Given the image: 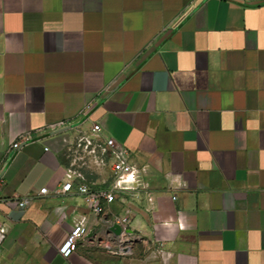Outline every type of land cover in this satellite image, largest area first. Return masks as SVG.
<instances>
[{"label":"crops","instance_id":"1","mask_svg":"<svg viewBox=\"0 0 264 264\" xmlns=\"http://www.w3.org/2000/svg\"><path fill=\"white\" fill-rule=\"evenodd\" d=\"M93 122L146 166L99 215L54 191ZM0 221V264H264V0H0Z\"/></svg>","mask_w":264,"mask_h":264},{"label":"built area","instance_id":"2","mask_svg":"<svg viewBox=\"0 0 264 264\" xmlns=\"http://www.w3.org/2000/svg\"><path fill=\"white\" fill-rule=\"evenodd\" d=\"M100 125L93 122L89 131L79 130L71 139L66 156L68 164L65 168V179L54 191L67 193L75 191L83 196L89 212L99 215L105 210V203L115 199L124 198L128 193L132 197H138V190L146 187L142 174L146 171L145 165H136L129 159V151L123 145H117L110 136H102L99 133ZM20 140L11 143L10 150L19 146ZM45 148H47L45 146ZM108 166L110 178L104 185L88 178V173L94 172L98 167ZM47 187L41 186L37 194L47 192ZM33 196L23 195L18 198L17 204L25 206ZM173 198L176 195H172ZM125 217L116 216L108 223L105 244L114 253L126 254L132 249L133 239L130 232L126 231ZM117 222L121 225L119 233H114L109 226ZM88 224L85 215L79 216L71 225L65 239L58 246V251L69 255L76 247L78 240L88 232ZM6 232L5 225L0 221V241Z\"/></svg>","mask_w":264,"mask_h":264},{"label":"water","instance_id":"3","mask_svg":"<svg viewBox=\"0 0 264 264\" xmlns=\"http://www.w3.org/2000/svg\"><path fill=\"white\" fill-rule=\"evenodd\" d=\"M109 229L112 230L114 233H119L121 230V225L117 222H114L113 224H111L109 226ZM126 231L130 232L131 229L130 228H126Z\"/></svg>","mask_w":264,"mask_h":264},{"label":"rangeland","instance_id":"4","mask_svg":"<svg viewBox=\"0 0 264 264\" xmlns=\"http://www.w3.org/2000/svg\"><path fill=\"white\" fill-rule=\"evenodd\" d=\"M150 246H151V244H150V241H148V240H146L144 243H143V247H144V249H149L150 248Z\"/></svg>","mask_w":264,"mask_h":264}]
</instances>
